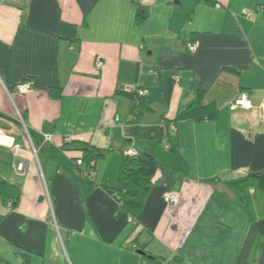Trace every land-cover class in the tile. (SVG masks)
<instances>
[{"label": "crops", "instance_id": "0c3cea01", "mask_svg": "<svg viewBox=\"0 0 264 264\" xmlns=\"http://www.w3.org/2000/svg\"><path fill=\"white\" fill-rule=\"evenodd\" d=\"M198 91L217 119L175 122ZM243 92L253 109L230 111ZM0 129L22 150L0 147L3 264H251L258 232L227 182L264 171V0H0ZM26 129L53 136L40 163ZM83 145L106 153L94 179L73 160ZM129 151L167 168L136 222L104 188Z\"/></svg>", "mask_w": 264, "mask_h": 264}, {"label": "trees", "instance_id": "16d2710c", "mask_svg": "<svg viewBox=\"0 0 264 264\" xmlns=\"http://www.w3.org/2000/svg\"><path fill=\"white\" fill-rule=\"evenodd\" d=\"M55 94V97H60ZM117 94L126 96L130 99H138V91L136 92H120ZM205 92L198 91L195 101L191 103L184 111L176 118L175 122L183 119H193L197 122L214 121L217 119V109L213 103H205ZM174 122V123H175ZM173 123L165 122L160 133L155 138L154 148L158 147L169 133L170 126ZM33 143L36 145L39 154H43L48 147L42 146V141H39L34 133L30 132ZM81 159L84 166V172L95 171V164L106 157V153L100 150L91 148L90 146H82ZM168 149L175 156H178V149L172 144H168ZM155 150V149H154ZM77 163V159H73ZM166 165L153 152L138 153L135 156H126L123 160L118 176V185L116 187H107L105 190L120 204L121 210L126 213L132 221L136 222L138 214L143 210L145 199L156 183L155 177L159 170H166ZM82 169H80L81 171ZM238 195L240 200L246 206L249 216L252 218L254 226L258 232V238L254 245L251 264L256 262L257 254L261 251L262 240L264 238V171L249 174L248 176L231 180L227 182ZM6 182L0 179V197L7 200L9 197L5 194ZM14 206L16 203H13ZM175 264H186L180 257H175ZM4 261L0 259V264Z\"/></svg>", "mask_w": 264, "mask_h": 264}, {"label": "built area", "instance_id": "2783aa9c", "mask_svg": "<svg viewBox=\"0 0 264 264\" xmlns=\"http://www.w3.org/2000/svg\"><path fill=\"white\" fill-rule=\"evenodd\" d=\"M218 8H220V6H218ZM251 14L252 13L249 12V11H244V16H246V17H250ZM187 50L190 53H195L196 50H197V46L194 45V44H188L187 45ZM95 65H96L97 69H101L102 68L103 62H102V59L100 57L97 58ZM34 86H35L34 81L33 80H28V81L18 85L16 87V90L20 94H27V93H29V92H31L33 90ZM138 95L139 96H144L145 93H144V91H138ZM229 109L232 112H236V111H239V110L247 111V110L253 109V103L250 100L249 94L246 93V92L241 93L236 99H234L229 104ZM19 119H20L21 122H23L22 118H19ZM163 125H164V123H163ZM26 131H27V135L30 137L27 129H26ZM42 139H43L42 146H45L46 144H52L53 143V136L52 135H44L43 134L42 135ZM65 141L69 142L70 140L67 138ZM30 142H31V146L33 147V150H34L35 158L39 162L38 152H37V150L35 148V145H34V143L32 141V138H30ZM0 147L1 148L2 147L9 148L12 151V153L15 155V157L22 158V153H21L22 150H21L20 146L19 145H12V146L8 145L7 136L4 133V131H2L1 129H0ZM167 148H168V146H167ZM135 155H137V151H129V152L126 153V156H129V157H132V156H135ZM77 165L78 166H82L83 165V162H82L81 159H77ZM16 170H17V174L20 177L26 176L27 175V163L24 162V161L19 162L17 164V166H16ZM87 175L89 177L93 178L94 171L89 172ZM164 200H165V202L167 204L176 205L178 203L179 197L177 195L173 194V193H166V194H164ZM12 207H13V203L9 202L8 203V208L12 209ZM130 220L132 221L131 218H130ZM134 250H135V248H134Z\"/></svg>", "mask_w": 264, "mask_h": 264}, {"label": "water", "instance_id": "95a60500", "mask_svg": "<svg viewBox=\"0 0 264 264\" xmlns=\"http://www.w3.org/2000/svg\"><path fill=\"white\" fill-rule=\"evenodd\" d=\"M137 253H138V254H140V255H142V256H145V257H147V258H150V259H152V257H151V256H149V255H147V253H146V252H144V251H137Z\"/></svg>", "mask_w": 264, "mask_h": 264}, {"label": "rangeland", "instance_id": "374dc122", "mask_svg": "<svg viewBox=\"0 0 264 264\" xmlns=\"http://www.w3.org/2000/svg\"><path fill=\"white\" fill-rule=\"evenodd\" d=\"M94 178H95V177L93 176V178H92V179H94ZM90 179H91V178H90ZM92 179H91V180H92ZM47 199H48V197H47Z\"/></svg>", "mask_w": 264, "mask_h": 264}]
</instances>
